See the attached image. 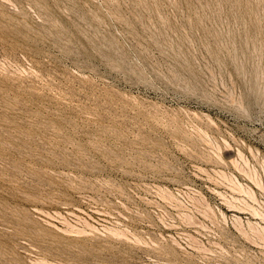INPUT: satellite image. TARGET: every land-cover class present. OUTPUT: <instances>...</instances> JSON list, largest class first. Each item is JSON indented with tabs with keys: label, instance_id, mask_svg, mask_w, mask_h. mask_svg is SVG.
<instances>
[{
	"label": "rangeland",
	"instance_id": "obj_1",
	"mask_svg": "<svg viewBox=\"0 0 264 264\" xmlns=\"http://www.w3.org/2000/svg\"><path fill=\"white\" fill-rule=\"evenodd\" d=\"M0 264H264V0H0Z\"/></svg>",
	"mask_w": 264,
	"mask_h": 264
}]
</instances>
